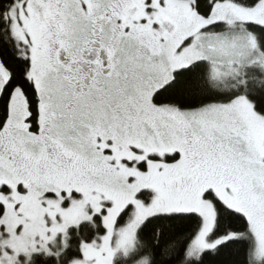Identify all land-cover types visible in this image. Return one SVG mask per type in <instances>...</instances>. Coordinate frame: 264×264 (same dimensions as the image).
Masks as SVG:
<instances>
[{
  "label": "snow or ice",
  "instance_id": "snow-or-ice-1",
  "mask_svg": "<svg viewBox=\"0 0 264 264\" xmlns=\"http://www.w3.org/2000/svg\"><path fill=\"white\" fill-rule=\"evenodd\" d=\"M0 264H264V0H0Z\"/></svg>",
  "mask_w": 264,
  "mask_h": 264
},
{
  "label": "trees",
  "instance_id": "trees-1",
  "mask_svg": "<svg viewBox=\"0 0 264 264\" xmlns=\"http://www.w3.org/2000/svg\"><path fill=\"white\" fill-rule=\"evenodd\" d=\"M73 239H75V237H73ZM243 259V256L241 255V260Z\"/></svg>",
  "mask_w": 264,
  "mask_h": 264
}]
</instances>
